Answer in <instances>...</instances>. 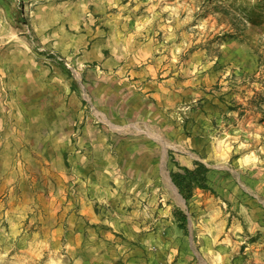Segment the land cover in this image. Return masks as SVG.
Here are the masks:
<instances>
[{
	"label": "rangeland",
	"instance_id": "obj_1",
	"mask_svg": "<svg viewBox=\"0 0 264 264\" xmlns=\"http://www.w3.org/2000/svg\"><path fill=\"white\" fill-rule=\"evenodd\" d=\"M0 264H264V0H0Z\"/></svg>",
	"mask_w": 264,
	"mask_h": 264
},
{
	"label": "trees",
	"instance_id": "obj_2",
	"mask_svg": "<svg viewBox=\"0 0 264 264\" xmlns=\"http://www.w3.org/2000/svg\"><path fill=\"white\" fill-rule=\"evenodd\" d=\"M74 80H72V83ZM209 167L205 162L195 159L193 161L192 167H183L182 170H172L170 171V177L172 182L178 188L179 193L187 202L193 195L195 188L201 189H211L208 184L207 173ZM180 222V227H186L188 219L186 215L182 212L181 217L178 216Z\"/></svg>",
	"mask_w": 264,
	"mask_h": 264
}]
</instances>
